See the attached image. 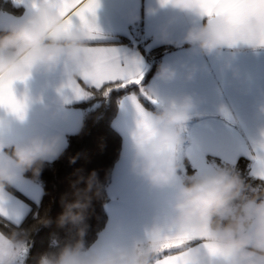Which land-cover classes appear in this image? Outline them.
Segmentation results:
<instances>
[{
    "label": "clouds",
    "instance_id": "clouds-1",
    "mask_svg": "<svg viewBox=\"0 0 264 264\" xmlns=\"http://www.w3.org/2000/svg\"><path fill=\"white\" fill-rule=\"evenodd\" d=\"M14 2L28 11L19 23L0 29V86L12 81L15 94V85L33 73H52L61 67L68 84L78 82L93 62L87 50L92 47L88 34L80 26L69 25L56 0ZM159 2L161 7L194 14L203 21L188 28L183 42L205 55L225 48H264V0H239L241 10L235 21L226 13H203L206 0ZM175 76L173 68L160 66L161 80ZM187 78H192L191 72ZM148 94L154 95L153 90L148 89ZM196 107L189 94L160 103L155 111L144 112L128 145L133 175L152 188L174 190V215L169 224L153 226L144 239L131 245H86V211L102 189L93 171L76 182L83 181L85 187L75 188V200L65 205L58 218L61 227L77 229L78 239L40 255L37 264H157L167 243L163 237L172 234L185 238L177 252L180 264H264V188H253L231 167L184 175L179 146ZM259 111L264 114V105ZM64 148L60 133L35 131L14 141L0 137V193H6L22 174L30 172L38 178L44 165L58 159ZM29 248V230L18 225L0 236V264H24Z\"/></svg>",
    "mask_w": 264,
    "mask_h": 264
},
{
    "label": "crops",
    "instance_id": "crops-1",
    "mask_svg": "<svg viewBox=\"0 0 264 264\" xmlns=\"http://www.w3.org/2000/svg\"><path fill=\"white\" fill-rule=\"evenodd\" d=\"M98 4L94 17L98 32L88 38V43L114 50L143 75L147 64L142 53L133 45L112 42L119 35L134 38L130 28L138 21L141 10L145 49L162 43L182 45L166 52L160 62V66L176 71L175 78L161 80L158 69L147 85L154 92L151 96L157 106L183 94L192 95L196 101L195 119L187 125L188 140L179 146V159L184 155L197 172L217 166L207 156L230 164L245 156L252 161L251 173L261 177L264 114L259 108L264 105V48H225L205 55L183 42L188 28L203 22L194 14L161 7L159 0H98ZM21 6L23 12L18 16L0 11V29L20 22L28 11ZM189 72L191 79L187 78ZM15 94L25 104L24 116L20 119L0 108V137L5 140H19L38 131L60 133L66 143V136L79 129L82 110L75 104L82 99L70 91L68 75L62 67L52 73H33L26 82L15 85ZM141 109L152 112L135 94L126 93L112 118L111 126L121 138L120 153L106 188V221L90 245H131L144 239L153 226L163 228L169 224L174 215V190L152 188L129 168L128 145L141 119ZM10 188L13 191L5 193V207L20 213L23 219L30 204L39 202L41 187L22 174Z\"/></svg>",
    "mask_w": 264,
    "mask_h": 264
},
{
    "label": "trees",
    "instance_id": "trees-1",
    "mask_svg": "<svg viewBox=\"0 0 264 264\" xmlns=\"http://www.w3.org/2000/svg\"><path fill=\"white\" fill-rule=\"evenodd\" d=\"M0 11L18 16L23 7L13 0H0ZM142 10L138 21L130 30L134 38L119 35L112 42L126 43L135 46L146 60V70L139 85H131L126 89L114 90L104 96L95 92L91 97L82 99L75 106L82 110V119L79 129L66 136L63 154L58 159L47 162L39 177L34 179L32 174H23L26 178L41 187V198L38 203H31L30 209L19 224V228L29 230L30 248L24 264H37L40 255L46 252L58 251L66 243L78 239L77 229L71 225L61 227L58 218L65 210V205L75 200V188H84L81 177H88L95 171L97 179L102 185L99 197L93 196L90 207L86 211V234L84 240L90 245L97 237L106 221L104 204L108 200L106 188L110 181L112 168L118 159L121 146L120 135L112 128L114 117L120 98L126 93L135 94L140 102L148 109L155 111L157 104L148 94V81L152 74L160 67L162 56L182 45L162 43L150 49H145L147 38L143 35ZM195 118L193 117L191 121ZM190 121V122H191ZM183 144L187 143V127L184 132ZM217 166L231 167L239 172L247 184L253 188H264V179L251 173L252 161L248 157L239 156L233 163H224L216 157L207 156ZM184 175L195 173L188 159L183 155L179 159ZM75 185V187H74ZM13 191L12 188H9ZM47 220L48 223H42ZM15 227H5L0 223V232L10 234ZM53 241L56 246H53Z\"/></svg>",
    "mask_w": 264,
    "mask_h": 264
},
{
    "label": "snow or ice",
    "instance_id": "snow-or-ice-1",
    "mask_svg": "<svg viewBox=\"0 0 264 264\" xmlns=\"http://www.w3.org/2000/svg\"><path fill=\"white\" fill-rule=\"evenodd\" d=\"M56 5L61 15H66L69 25H77L88 34V38H94L98 29L94 23L98 0H56ZM241 5L239 0H206L202 6V12L207 15L226 13L235 21L239 16ZM93 55L90 68L82 73L78 82H70L68 87L77 99H87L95 92H101L104 96L114 90L126 89L131 85H139L143 74L138 67H133L122 61L114 50L102 47L87 49ZM139 108V105H137ZM0 108L23 119L25 104L18 100L14 94L13 82L8 81L0 86ZM141 118L144 112L140 110ZM264 163V161H262ZM264 179V174L261 175ZM6 194L0 193V223L5 227H17L22 219L20 213H12L6 207ZM4 233L0 232V236ZM183 237L172 234L163 237L165 247L157 258V264H180L177 255L179 245L184 242Z\"/></svg>",
    "mask_w": 264,
    "mask_h": 264
}]
</instances>
